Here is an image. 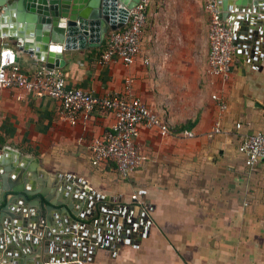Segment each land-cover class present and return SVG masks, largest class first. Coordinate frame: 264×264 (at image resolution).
<instances>
[{"label":"crops","instance_id":"obj_1","mask_svg":"<svg viewBox=\"0 0 264 264\" xmlns=\"http://www.w3.org/2000/svg\"><path fill=\"white\" fill-rule=\"evenodd\" d=\"M257 19L263 23L230 12L236 54L226 81L209 72L204 0H153L131 66L119 59L99 64L105 40L65 52L68 88L139 98L170 126L167 137L141 128L137 143L147 161L127 178L112 164L96 165L90 151L92 140L115 123L113 111L70 123L60 116V101L17 88L0 90V155L6 146L20 152L38 177L37 190L55 199L63 191L79 214L74 224L65 212H51L57 232L53 254L65 243L56 238L73 227L100 245L84 254L89 264H264V163L249 168L238 152L245 135L264 132V15ZM1 42L0 53L6 44L14 49L24 71L37 65L14 43ZM48 204L44 199L41 208L17 207H27L23 216L30 219ZM24 238L18 245L31 252L35 246Z\"/></svg>","mask_w":264,"mask_h":264},{"label":"water","instance_id":"obj_2","mask_svg":"<svg viewBox=\"0 0 264 264\" xmlns=\"http://www.w3.org/2000/svg\"><path fill=\"white\" fill-rule=\"evenodd\" d=\"M0 0V42L14 43L26 55L34 56L50 69L66 66L65 52L100 45L107 33L125 26L130 10L140 0ZM223 18L228 21L230 12L251 15L255 22L264 15V0H218ZM248 14V15H247ZM255 23V24H256ZM2 43V42H1ZM0 155V261L6 264H72L85 260L84 254L94 253L100 245L94 238L74 233V228L65 236L56 238L65 243L58 245L60 254H53L55 237L54 218L51 212H65L76 224L79 214L68 200L67 194L58 191L55 199L36 188L32 168L25 164L24 156L12 147L3 148ZM33 168L35 165H32ZM12 174V175H11ZM38 178V177H37ZM29 185V188L27 187ZM30 200L29 197H33ZM30 219L23 216L27 207H40ZM59 201H58V200ZM61 199L62 202H61ZM31 228V229H28ZM43 232L38 239L36 233ZM27 234V232H29ZM41 235V233H39ZM34 245L31 252L23 250L18 243L22 238ZM62 239V240H61ZM45 241L40 248L37 243ZM5 242L7 245L5 246ZM26 243V245L28 244ZM62 249V250H61ZM72 249V251H71ZM72 252V253H71Z\"/></svg>","mask_w":264,"mask_h":264},{"label":"built area","instance_id":"obj_3","mask_svg":"<svg viewBox=\"0 0 264 264\" xmlns=\"http://www.w3.org/2000/svg\"><path fill=\"white\" fill-rule=\"evenodd\" d=\"M152 1L140 0L130 10L125 26L107 33L104 38L105 49L98 57L99 64L105 65L114 59H119L126 66L134 64L140 52V38ZM204 5L209 18V72L226 81L232 76L236 54L232 25L223 18L218 0H204ZM132 82V79L126 81V91L129 93ZM10 88L60 101V116L70 123H75L80 116H88L95 111H113L115 123L103 136L92 140L90 151L96 165L112 164L123 178L132 175L147 161L137 143L142 127L156 128L163 137L171 135L170 126L161 121L141 99L118 95L100 97L80 88H68L62 69H50L41 61L31 71L26 72L22 69L16 51L6 44L0 53V90ZM213 98L219 100L222 110L226 109L225 101L216 95ZM237 126L240 128V125ZM214 132H222L220 121L216 122ZM185 134L193 136L191 132ZM238 152L249 168L264 163V132L245 135ZM72 264L89 262L78 260Z\"/></svg>","mask_w":264,"mask_h":264},{"label":"trees","instance_id":"obj_4","mask_svg":"<svg viewBox=\"0 0 264 264\" xmlns=\"http://www.w3.org/2000/svg\"><path fill=\"white\" fill-rule=\"evenodd\" d=\"M5 139L0 137V149L4 146Z\"/></svg>","mask_w":264,"mask_h":264},{"label":"flooded vegetation","instance_id":"obj_5","mask_svg":"<svg viewBox=\"0 0 264 264\" xmlns=\"http://www.w3.org/2000/svg\"><path fill=\"white\" fill-rule=\"evenodd\" d=\"M12 1H14V0H10L9 3H12Z\"/></svg>","mask_w":264,"mask_h":264},{"label":"rangeland","instance_id":"obj_6","mask_svg":"<svg viewBox=\"0 0 264 264\" xmlns=\"http://www.w3.org/2000/svg\"><path fill=\"white\" fill-rule=\"evenodd\" d=\"M209 46H210V44H209ZM239 148V147H238Z\"/></svg>","mask_w":264,"mask_h":264}]
</instances>
